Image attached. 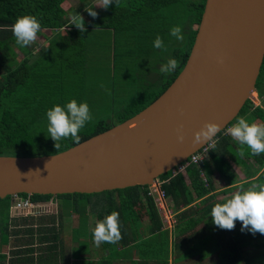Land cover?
I'll return each mask as SVG.
<instances>
[{
    "label": "trees",
    "instance_id": "1",
    "mask_svg": "<svg viewBox=\"0 0 264 264\" xmlns=\"http://www.w3.org/2000/svg\"><path fill=\"white\" fill-rule=\"evenodd\" d=\"M79 1L75 14L82 15L85 6H96L98 0ZM181 1L119 0L116 6L113 0L109 6L111 15L108 23L85 21L86 31L81 32L75 25H70V19L67 18L69 0H0V155L42 156L56 154L75 146L72 139L68 138L59 142V149L55 147V141L47 132L46 113L56 104L65 105L72 99L80 101L84 94L83 42L87 29L109 28L114 29L115 35H123L128 42V58L134 43H141L142 48V42L148 41L147 48L150 49L157 35L164 36V32L159 34L160 30L163 31L160 25L166 22L167 18L163 12ZM189 4L190 2L187 5ZM205 4L206 0H192L189 5L194 15L187 45L183 49L175 50L170 57L179 61V67L152 82L133 102L115 110L111 121L100 119L86 123L79 133L81 142L134 116L165 92L188 60ZM29 14L40 20V32L50 30V35L46 37L47 44L37 52L34 48L17 45L11 30L18 16ZM241 116L246 117L249 122L264 123V110H252L250 100L237 117ZM215 140L213 148L200 165L191 163L185 172L178 171L180 166H177L174 169L178 171L176 175L170 171L160 177L165 181L162 189L169 205L177 213V222L172 228L175 237L173 243L169 229L164 228L154 197L149 195V186H134L92 194L30 195L34 201H48L52 198L62 200L56 215L12 217L10 208L14 196H7L0 197L3 231L0 241V264H58L65 256L62 229L67 213L64 210L68 207L72 214L78 216V225L73 227L74 241L83 244L82 238L93 239L92 230L89 229V214L96 216L98 221L113 211L119 212L123 237L115 244H101L103 248L110 250V254L101 260H76L73 264H115L118 259L128 261L131 257L127 251H130L131 246L132 249L139 250L141 260H131L134 261L133 264H149L150 261L169 264L171 254L175 264H183L182 255L186 256V259L193 257L200 261L207 256L217 255L220 259L218 264H247V261L259 259H253L255 254L246 255L243 252V247L251 243L259 250L257 254L262 253L260 257L264 258V235L258 232L253 235L248 230L242 232V222L239 220L233 230L221 229L212 223L211 217L212 207L216 203L225 202L233 193L218 200L216 194L247 189L251 183H264V153L252 155L250 149L244 145L245 155L241 157L239 150L242 146L227 134L226 129L220 132ZM247 159H252L261 169V173L248 182L236 184L233 163L242 166ZM216 172L224 179L225 186L214 193L212 177ZM116 192L119 194V201L114 196ZM18 196L29 195L22 193ZM202 223L203 227L196 231L197 226ZM142 227L148 232V236H143ZM201 234L215 242L210 251L197 254L200 245V238L197 236ZM12 242L13 246L10 247ZM131 242H135V245H131ZM119 245L123 246L122 251L119 250ZM5 248L10 252L4 251Z\"/></svg>",
    "mask_w": 264,
    "mask_h": 264
},
{
    "label": "water",
    "instance_id": "2",
    "mask_svg": "<svg viewBox=\"0 0 264 264\" xmlns=\"http://www.w3.org/2000/svg\"><path fill=\"white\" fill-rule=\"evenodd\" d=\"M264 62V0H206L188 60L146 108L79 145L42 156L0 155V197L100 193L151 186L224 131L256 91ZM183 126V142L177 129ZM216 136L213 138L215 139Z\"/></svg>",
    "mask_w": 264,
    "mask_h": 264
},
{
    "label": "rangeland",
    "instance_id": "3",
    "mask_svg": "<svg viewBox=\"0 0 264 264\" xmlns=\"http://www.w3.org/2000/svg\"><path fill=\"white\" fill-rule=\"evenodd\" d=\"M102 0L96 1V4L101 3ZM192 2V0H182L179 4L171 5L170 9L164 11V15L167 16L166 22L160 25V28L163 30L159 31L160 33L164 32L162 37L166 51L163 49H157L153 45H150V49L147 48L149 45L148 41L142 42L143 47L141 48V43L136 42L131 45V54L127 58V39L123 35L116 34L114 29L109 28H96L87 29L85 40L83 42L84 47V56H85V66H84V90L81 100L78 102H87L90 106L91 114L93 119L89 122L97 121L100 119H106L111 121L113 113L115 110L125 107L128 103L133 102L144 89L156 82L160 77L164 76V73L160 72V68L163 64L167 63L169 58L172 56V53L177 49H183L187 45L189 32L191 30L192 17L194 11L191 6L187 5ZM197 2V0H194ZM69 12L67 18L71 19V16L75 14L76 7L80 4L79 0H69ZM92 7V6H90ZM94 11L98 15L93 18L84 12L82 16L85 21H98L99 23L107 24L108 18L110 17V9H107L96 5L94 6ZM161 12V14L163 15ZM98 24V23H97ZM180 25L182 27V34L184 36L183 41L177 40L175 37L170 35V29L173 26ZM50 35V30H42L38 33L37 39L34 43L29 45V48H34V51L37 52L41 47L47 44L46 37ZM155 40V39H154ZM131 42V40H130ZM5 57V51H4ZM260 89H264V75L259 79V85L257 86V91L261 92ZM256 92L253 96L255 97ZM233 172L236 175L237 183L241 184L248 182L251 179L256 178L260 173L261 169L258 165L252 160L247 159L246 163L242 166H238L233 163ZM161 180V178H159ZM212 184L217 190L223 189L225 186V181L220 177L216 172L212 177ZM231 187V186H229ZM152 191L155 194V198L158 201L159 212L163 218L164 228L172 229L169 227L173 219H177V214L174 209H165V201L159 199L155 188L152 187ZM235 191H230L227 194L218 193L216 194L217 199L226 198ZM116 200L119 201V194L116 192L114 194ZM46 207L43 208V212L40 215L47 214H57L59 207L62 205V200L52 198L48 201H45ZM172 210V212H171ZM67 213L64 218V226L62 229V239L63 247L66 249L65 255L68 258L66 261L71 259L70 254L72 251V229L78 225V216L70 212V208L64 210ZM172 213V215H171ZM168 215V217H166ZM90 226L95 227L97 222L96 216L89 214ZM173 226V225H172ZM203 225H198L196 231L201 229ZM144 230V231H143ZM143 236H148L145 228L142 227ZM1 229V219H0V241L2 236ZM131 233V232H129ZM199 233H202L199 231ZM205 234L198 235L199 247L197 249V254L202 252L210 251L211 246L214 247L215 240L210 237L205 236ZM202 237V238H201ZM87 243V239L85 238ZM13 240V239H12ZM85 246V243L83 244ZM13 246V242L10 247ZM94 249L97 248L94 246ZM94 250V251H95ZM243 252L246 255L255 254L256 257L253 259H258V261H247V264H264V258L262 253L257 254L259 250L255 249L251 244H247L243 247ZM4 251L10 252L8 248H5ZM75 252V251H74ZM73 252V253H74ZM79 252V251H78ZM77 252V253H78ZM261 252V250H260ZM98 254V253H97ZM252 256V255H251ZM262 260V261H260ZM183 264H218L220 259L217 255L207 256L205 259L200 261L199 259L193 257H184L182 255ZM119 264H129L128 262L119 263Z\"/></svg>",
    "mask_w": 264,
    "mask_h": 264
},
{
    "label": "clouds",
    "instance_id": "4",
    "mask_svg": "<svg viewBox=\"0 0 264 264\" xmlns=\"http://www.w3.org/2000/svg\"><path fill=\"white\" fill-rule=\"evenodd\" d=\"M113 0H102L99 5L107 9ZM116 6L119 0H115ZM95 6V5H94ZM94 6H85V11L95 18L98 13L94 11ZM70 25H75L81 32L86 31L84 17L77 13L71 16ZM15 42L21 47H27L34 43L41 30V22L35 15H21L11 26ZM170 35L177 40L183 41L182 27L176 25L171 27ZM157 49L167 50L161 36L157 35L154 45ZM179 67V61L170 58L163 64L160 72L170 74ZM47 132L55 141V147L60 148V141L71 138L79 145L81 143L80 130L93 119L90 106L85 102H78L72 99L65 105L56 104L46 113ZM183 126L177 129L178 140L183 142ZM221 130L218 123L206 122L203 127L195 133L193 143L212 141ZM227 134L238 142L242 147L239 155H245L244 145L250 149L252 155L264 153V123L249 122L246 117H237L235 122L226 128ZM212 223L221 229L233 230L236 221L242 222L241 231L248 230L253 235L257 232L264 235V183H251L247 189L235 191L231 198L223 203H216L211 209ZM94 243L99 247L102 243H118L123 237L120 230L119 212L113 211L111 214L98 220L92 230Z\"/></svg>",
    "mask_w": 264,
    "mask_h": 264
},
{
    "label": "built area",
    "instance_id": "5",
    "mask_svg": "<svg viewBox=\"0 0 264 264\" xmlns=\"http://www.w3.org/2000/svg\"><path fill=\"white\" fill-rule=\"evenodd\" d=\"M255 98L250 99L251 101V109L255 110L257 108H260L264 110V91L258 92L257 90L255 91ZM215 139H212V141L208 142L205 144L203 147H201L199 150H197L195 153H193L186 161L181 163L179 166L180 172H185L186 168L188 165L191 163H195L200 165V163L205 159V156L209 153V151L213 148L215 144ZM176 170H173V174L176 175L177 172ZM202 176L204 177V173H202ZM164 180H158L156 184L149 186V195L154 197V200L158 206V201L155 198V194L152 191V187L155 188L156 193L159 197L160 200L165 201L166 206H164L165 209H172L169 205V202L166 198L165 192L162 189V184L164 183ZM46 202L45 201H34L32 200L31 196L27 197H21V196H14L12 205L10 208V213L12 217H22V216H39L40 214L44 213L43 208L46 207ZM160 207L158 206V209ZM171 210V212H172ZM172 215V213H171ZM168 217V215H166ZM177 220L173 219L172 222H169L171 225L169 227H174L176 224ZM173 225V226H172ZM170 229V228H169Z\"/></svg>",
    "mask_w": 264,
    "mask_h": 264
},
{
    "label": "crops",
    "instance_id": "6",
    "mask_svg": "<svg viewBox=\"0 0 264 264\" xmlns=\"http://www.w3.org/2000/svg\"><path fill=\"white\" fill-rule=\"evenodd\" d=\"M204 178H205V176H204ZM217 191H219V190H217ZM217 191L215 189L214 193L217 192ZM182 210H184V207H183ZM201 225H203V223ZM89 229L93 230V228L90 226V221H89ZM165 229H168V227L165 228ZM169 231H170V234H171V236H170L171 237V243H173V238L175 239V237L172 234V229H169ZM71 240H72V243L74 242V244L72 246V251H71V254H70L71 259L69 261H66L68 258L65 255L66 249L64 248V255L65 256H64L63 259H61V261L58 264H73L76 260H78L80 262L85 261V260H89V261L93 260L94 262H97L98 260H101V258H103V257H105V256L110 254V250L108 248H103L102 245L97 247L96 244L94 243V239H91V238L87 239V243H86L85 239L82 238L81 241H83L85 243V246L83 245L84 243L82 244V243L74 241L73 240V229H72ZM131 245H135V242H131ZM94 246L97 248L96 250L94 249ZM118 248H119L120 251H122L123 246L119 245ZM129 250L130 251H127V253L131 257V260H136L137 262L141 261L138 249H136V248L132 249V246H131V249H129ZM131 260L129 258H128V261H124V260L118 259V260L115 261V264L124 263V262H128V263L130 262V264H133L134 261H131ZM149 264H159V262L158 261H150ZM169 264H175L174 261H173L172 254H171V257H170Z\"/></svg>",
    "mask_w": 264,
    "mask_h": 264
},
{
    "label": "flooded vegetation",
    "instance_id": "7",
    "mask_svg": "<svg viewBox=\"0 0 264 264\" xmlns=\"http://www.w3.org/2000/svg\"><path fill=\"white\" fill-rule=\"evenodd\" d=\"M263 64H264V62H263ZM262 67H263V66H262ZM262 75H264V69L261 68V73H260L259 78H260Z\"/></svg>",
    "mask_w": 264,
    "mask_h": 264
}]
</instances>
